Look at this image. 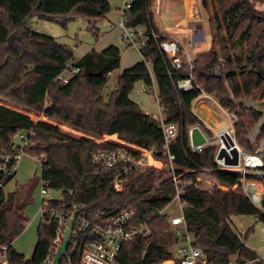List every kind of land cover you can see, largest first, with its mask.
<instances>
[{
	"label": "trees",
	"instance_id": "1",
	"mask_svg": "<svg viewBox=\"0 0 264 264\" xmlns=\"http://www.w3.org/2000/svg\"><path fill=\"white\" fill-rule=\"evenodd\" d=\"M155 2L133 0L124 16L125 25L157 30L151 11ZM203 7L206 11L213 8L212 47L197 54L199 71L194 80L200 89H177L176 81L187 75L172 71L149 37L141 52L142 61L122 72L117 88L106 100L103 90L110 75L120 68V48L112 45L101 52L93 49L76 58L67 45L32 31L28 23L39 17L67 27L84 17L90 21L89 30L98 40L97 25L112 9L109 0H0V151L14 150V136L32 131L29 154L47 157L42 178L60 192L61 203L85 205L91 216L102 210L115 213L131 207L137 210L139 219H145L173 201V178L177 176L180 182L187 183L183 200L189 206L188 229L196 235L209 264H230L234 257L242 264L258 255L247 247L234 219L260 215L258 222L264 223V214L242 192L240 176L220 170L217 146L209 145L201 153L193 151L189 129L199 126L213 136L193 111L194 101L205 93L237 115L236 141L241 148L254 152L249 135L261 115L236 101L264 102V16L248 0H203ZM220 56L227 61L225 78L214 75ZM232 67L237 72L230 71ZM72 68L80 71L73 75ZM64 76L69 77L68 84H64ZM138 82L150 87L155 82L166 123L178 127V136L169 146V152L175 156L174 172L169 168L164 132L130 97ZM246 112L250 114L247 120ZM31 113L42 114L48 121H36ZM61 126L87 136L76 138ZM106 137H116L138 149L153 150L162 166L132 171L125 178L124 190L117 192L114 178L121 167L107 168L93 162L94 153L124 146L112 139L105 140ZM129 150L140 154L137 149ZM204 170L210 171L214 180L207 190L197 176ZM26 225L17 193L2 191L0 246L8 247L9 259L14 263L45 264L53 249L55 226L41 222L35 252L31 260H26L13 249V242ZM150 226L151 235L136 237L124 245L120 264H173L167 262L176 260L178 238L172 225L163 217H156Z\"/></svg>",
	"mask_w": 264,
	"mask_h": 264
},
{
	"label": "built area",
	"instance_id": "2",
	"mask_svg": "<svg viewBox=\"0 0 264 264\" xmlns=\"http://www.w3.org/2000/svg\"><path fill=\"white\" fill-rule=\"evenodd\" d=\"M131 1L124 0L120 8L122 20L120 28L122 30L121 38L129 47L135 48L140 53L144 51L147 38H152L170 69L175 72H184L187 76L176 81L178 90L191 92L200 89L194 80V74L199 71L196 64L197 54L195 53V44L192 39L186 42H181L169 38L164 31L155 29L137 30L134 27H128L124 23L126 11L131 8ZM160 5H156L153 15H158ZM197 22H201V19ZM190 34L193 29L187 27ZM227 61L223 57H219V63L215 68L214 75L225 78L228 71L225 70ZM71 68V65H69ZM80 70L72 68L71 74H77ZM230 71L237 72L236 68L232 67ZM64 84L69 83V77H62ZM154 92L156 101L159 106V112L153 115V119L164 132L166 150L168 155L169 168L175 171V156L169 152V146L178 136V127L174 124H167L163 115V107L159 101V93L155 82L153 85L145 86L141 92ZM205 94V93H202ZM201 94V95H202ZM229 125V136L234 141L235 148L239 153V165L236 167L226 166L224 160L217 159L220 147L223 142L220 140L219 132H217L218 141L209 139L205 145L197 147L192 146L191 130L189 129L190 144L195 153H201L205 147L215 145L218 147L216 153V162L220 170L237 174L240 176L242 192L246 195L257 209L264 214V136L257 139L263 127L255 132H250V141L257 144L254 152H245L237 143L235 136L234 125L239 121L236 114L229 110L223 109ZM34 133L20 132L13 138L14 150L0 151V193L5 191L6 186L15 178L19 171L20 164L24 156H31L41 163V168L47 157L46 154L32 156L29 154V149L32 145L30 137ZM117 142L124 145L123 147L113 151H98L93 154V162L102 167L115 168L121 167V170L114 178V188L117 192L124 190L125 178L132 172L145 168L146 166H154L155 163L149 161L154 157L153 150L138 149L133 145L124 143L120 140ZM129 148L139 151L134 152ZM251 155L255 161L249 162L248 156ZM173 181L176 187V194L173 201L177 200L180 203V214L170 219L166 214V208L150 213L145 219H139L135 208H124L119 212H110L102 210L94 216H91L87 211V207L82 204L66 203L61 199L52 195L54 191L49 183L41 178V208L40 215L43 223L53 224L55 226V237L53 241V249L47 258L45 264H52L55 254L59 247L65 241L66 233L69 229L70 222L73 220L71 239L67 251L64 253L60 264H120L119 256L125 244L139 236H149L152 234L150 222L156 217H163L169 221L175 231L178 243L176 247V260L171 261L173 264H209L207 256L198 245L197 237L190 232L186 221V210L188 204L183 200L187 183L180 182L177 176H174ZM256 222L259 221L260 215L255 216ZM263 257H257L254 260L244 262L242 264H262ZM0 264H18L9 259L8 247L0 246ZM230 264H238L237 261H232Z\"/></svg>",
	"mask_w": 264,
	"mask_h": 264
},
{
	"label": "rangeland",
	"instance_id": "3",
	"mask_svg": "<svg viewBox=\"0 0 264 264\" xmlns=\"http://www.w3.org/2000/svg\"><path fill=\"white\" fill-rule=\"evenodd\" d=\"M111 3V12L108 14L105 20L98 23L97 28L100 31V37L98 40L93 36V33L89 30L91 25L87 18L79 17L76 20L70 22L67 27L51 22L39 17L32 18L28 26L37 33L45 34L55 38L59 43L67 45L73 52L76 58H80L87 52L95 50H103L109 45H116L121 49L122 58L120 68L114 71L109 78L108 84L103 90V97L107 100L109 96L115 91L118 85V78L122 74L123 70L132 66L139 60V54L133 47H129L125 44L121 38L122 30L118 25L120 24L121 14L118 7L124 3V0H109ZM132 1V0H129ZM160 3V11L158 15H155V19L159 25H162L166 30L173 31L175 24L183 18V9L180 7L183 4V0H156L151 11H154L156 5ZM197 8L204 14V23L196 27L197 34L194 36L195 53L209 51L212 47V35L210 18L213 13V8L210 7L209 11H205L203 7V0H198ZM263 15V14H262ZM120 16V19H119ZM226 70V67H225ZM65 75H68L66 73ZM146 85L143 82H138L130 97L133 101L138 103L141 109L150 115H155L159 112V106L156 101L154 92L142 93L141 88ZM1 102V101H0ZM7 105L15 107L11 103L6 102ZM211 109V111H209ZM198 115L207 130L211 129L213 136L208 137L210 139L218 141L217 132L226 128L229 125L226 115L217 110L211 103H206L203 111L197 110ZM32 117L36 121H48L44 115H37L31 113ZM250 117L249 112L245 113V119ZM254 126L253 130L255 129ZM61 129L76 137L87 136V134L74 130L67 126H61ZM261 133L258 134L257 139H260ZM112 139L117 140L116 137H106L105 140ZM253 147L256 148L257 144L251 141ZM243 149V148H242ZM245 152L251 153L246 149ZM31 155V154H30ZM34 156V155H32ZM19 171L15 178L6 186L5 193H17V203L23 206L24 216L27 219V225L25 231L13 242V249L25 256L26 260H31L35 252L36 245L38 243V228L42 222L40 215L41 208V178L42 168L41 163L32 158L31 156H24L20 164ZM198 179L202 181V188L209 189L214 184L209 171H202L198 175ZM221 189L227 190L224 186L220 185ZM52 195L56 198H61V194L58 191H53ZM180 203L176 200L166 208V214L170 216V219L180 214ZM242 223V227L239 228L242 234V239L245 241L247 247L255 251L259 257H263L264 260V223L256 222L254 216H243L238 218ZM253 228L254 230L245 235ZM236 261V257L232 259Z\"/></svg>",
	"mask_w": 264,
	"mask_h": 264
},
{
	"label": "crops",
	"instance_id": "4",
	"mask_svg": "<svg viewBox=\"0 0 264 264\" xmlns=\"http://www.w3.org/2000/svg\"><path fill=\"white\" fill-rule=\"evenodd\" d=\"M248 1L251 3V5L253 6V8L256 11H258L261 14H263V16H264V0H248ZM197 2H198V0H183V4L180 6L183 9V18L180 21H178V23L175 24V29L173 31L166 30L162 25H159L158 22L155 19V22H156V25H157L158 30L164 31L169 38H172V39H175V40H179L181 42H186L189 39H192L193 40L194 36L197 34L196 33L197 32L196 27L198 25H201L202 23H204V20H205L204 19L203 12L202 11H199L198 8H197V4H196ZM159 5H160V3H159ZM121 6L122 5H120L118 7L119 12H120ZM154 18H155V15H154ZM119 19H120V16H119ZM200 19H201V22H197ZM121 20H122V16H121V19H120V23H121ZM119 25H118V27H120ZM188 26L193 29L192 34L189 33L188 28H187ZM145 29L146 28L143 27V26L137 27V30H145ZM109 46H112V45H109ZM109 46L105 47L104 49L108 48ZM114 46H116V45H114ZM103 50H98V52H101ZM200 53H202V52H200ZM137 54H139V60H137V62L135 64H137L138 62H141L142 61V55H141V53L139 51H137ZM121 58H122V53H121ZM135 64H133L132 66H134ZM132 66H130L128 68H131ZM128 68H126V69H128ZM143 88H141V90ZM206 103H211L215 108H217V110H221L222 111V107L217 103V101L213 97H211V96H209L207 94H202L193 103V111L195 112V114L198 117H200V115H198L197 110L203 111L204 107H206ZM209 111H211V109H209ZM147 115H150V114H147ZM208 131L212 133V130L211 129H208ZM204 133L207 136V138L210 139V137H208V134H206V132H204ZM225 133H226V130L225 129L219 132L220 140L224 139V134ZM212 135H213V133H212ZM149 161L151 163L154 162L155 163V166H158V167L162 166V162L159 161V160H157L155 158V156L153 158H150ZM234 222L236 223V225L239 228L242 227V223L239 221L238 218L234 219ZM236 261H237V258H236ZM167 262H171V261H167Z\"/></svg>",
	"mask_w": 264,
	"mask_h": 264
},
{
	"label": "water",
	"instance_id": "5",
	"mask_svg": "<svg viewBox=\"0 0 264 264\" xmlns=\"http://www.w3.org/2000/svg\"><path fill=\"white\" fill-rule=\"evenodd\" d=\"M236 102L239 105H243L246 108L253 110L254 112L261 115V118L254 129L255 132L259 131L264 124V102L255 99H250L248 101H236ZM227 137L228 140L226 139L222 140L223 146L220 147V150L217 155V159L224 160L226 166L236 167L239 165V153L238 150L235 148L234 141L229 136V134L227 135ZM191 142L193 147L205 145L208 143L207 136L199 126H194L192 128ZM72 224H73V220H71L70 222L69 229L66 233L65 241L56 252L52 264H60L64 253L67 251L71 239Z\"/></svg>",
	"mask_w": 264,
	"mask_h": 264
},
{
	"label": "bare ground",
	"instance_id": "6",
	"mask_svg": "<svg viewBox=\"0 0 264 264\" xmlns=\"http://www.w3.org/2000/svg\"><path fill=\"white\" fill-rule=\"evenodd\" d=\"M225 130H226V133L224 134V139H226V140H228L227 138V135H228V132H229V130H228V128H225ZM223 140V139H222ZM221 140V141H222ZM247 160L249 161V162H252V161H255L256 159L255 158H253L251 155H249L248 156V158H247Z\"/></svg>",
	"mask_w": 264,
	"mask_h": 264
}]
</instances>
